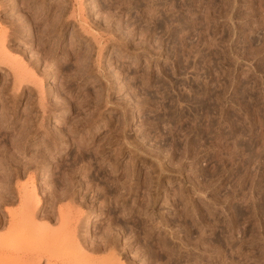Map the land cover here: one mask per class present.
Returning <instances> with one entry per match:
<instances>
[{
  "label": "rangeland",
  "instance_id": "obj_1",
  "mask_svg": "<svg viewBox=\"0 0 264 264\" xmlns=\"http://www.w3.org/2000/svg\"><path fill=\"white\" fill-rule=\"evenodd\" d=\"M2 233L0 264H84L74 233L97 264H264V0H0Z\"/></svg>",
  "mask_w": 264,
  "mask_h": 264
},
{
  "label": "bare ground",
  "instance_id": "obj_2",
  "mask_svg": "<svg viewBox=\"0 0 264 264\" xmlns=\"http://www.w3.org/2000/svg\"><path fill=\"white\" fill-rule=\"evenodd\" d=\"M20 196H21V198H22V201H23V208L26 210H24L25 212H28V215H27V218L29 219V221H28V219H27V223L29 224L30 223V220H31V222L32 223H34L35 222V214H34V210H32V211H27V210H29V209H27L28 207H30L29 206V196H28V194L26 193V191L25 190H21L20 191ZM41 200L39 199V198H37V203H39ZM13 213H14V211H12ZM12 212H10L11 213V215L13 216V213ZM30 212V213H29ZM15 214V213H14ZM12 231V232H11ZM8 232H10L11 233V235H13L14 236V231H13V228L11 227L10 228V231L8 230ZM7 232V233H8ZM6 233V234H7ZM9 233V234H10ZM4 233H2V237H0V239H5V237H6V235H3ZM10 235V236H11ZM15 235H17V234H15ZM0 236H1V234H0ZM3 236H5L4 238H3ZM18 236V235H17ZM22 236V235H21ZM19 237V236H18ZM13 238V237H12ZM10 240V239H9ZM6 241H7V238H6ZM6 241H4V242H6ZM73 241H74V243H75V247L73 248V251H70V253L69 254H72V253H74L73 255V257H75L76 255H78L79 256V258H83V260H85V262H84V264H97V262L96 261H93L92 259H91V257H89L90 255L88 254V252L86 251V248H84V246L82 245L83 243H81L80 241L81 240H77V236H76V234L74 233V238H73ZM4 244V243H3ZM2 244V245H3ZM6 244V243H5ZM4 244V245H5ZM7 245H8V243H7ZM18 247V246H17ZM16 247V248H17ZM15 248V247H14ZM20 248V247H19ZM101 248V247H100ZM100 248L99 247H96V248H93L94 250H100ZM33 249V248H32ZM2 250V249H1ZM19 251V250H18ZM27 251V250H26ZM24 252L23 251V253L22 252H20V253H14V254H16L15 256H14V259H16V261H19L18 262V264H40V262H41V260L44 258V257H47L48 258V264H67V262H68V264H69V262L70 261H67V260H65V259H62L61 258V256L60 257H57V255H56V257H55V255H54V253L52 252V250L50 249V248H48V247H44V246H42V248H34L33 250H31V251H28V252ZM14 252H17V251H14ZM9 253V252H8ZM1 254V253H0ZM14 254H11V255H14ZM67 254V253H66ZM76 254V255H75ZM115 255V254H114ZM10 256V255H9ZM68 256V255H67ZM11 257H13V256H11ZM65 257H66V255H65ZM115 257V256H114ZM11 259V258H10ZM13 259V260H14ZM72 259V258H71ZM75 259V258H74ZM69 260V259H68ZM90 260H92L91 262H90ZM15 260H14V262H15V264H17V262H16ZM21 262V263H20ZM83 262V261H82ZM99 263V262H98ZM114 263H115V261H114ZM116 264H124V263H122V262H117Z\"/></svg>",
  "mask_w": 264,
  "mask_h": 264
}]
</instances>
